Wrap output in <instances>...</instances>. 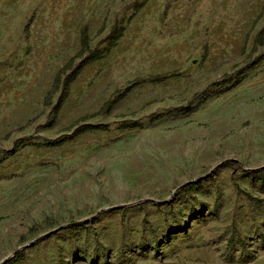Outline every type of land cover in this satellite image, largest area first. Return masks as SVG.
Masks as SVG:
<instances>
[{
    "label": "rangeland",
    "instance_id": "rangeland-1",
    "mask_svg": "<svg viewBox=\"0 0 264 264\" xmlns=\"http://www.w3.org/2000/svg\"><path fill=\"white\" fill-rule=\"evenodd\" d=\"M141 1L0 0V264H264V0H148L43 105L81 27Z\"/></svg>",
    "mask_w": 264,
    "mask_h": 264
},
{
    "label": "trees",
    "instance_id": "trees-1",
    "mask_svg": "<svg viewBox=\"0 0 264 264\" xmlns=\"http://www.w3.org/2000/svg\"><path fill=\"white\" fill-rule=\"evenodd\" d=\"M148 0H142L139 3H134L131 6V14L128 17L121 18L120 20L114 21L110 27L108 28L106 33L104 31V22L101 27L97 31V35H102L100 40L95 46L90 45V39L88 36V30L86 26L81 27L79 31V49L78 51L68 60L66 61L62 67H60L53 77L52 84L47 91L46 95L43 99V105L46 107H51L53 110V114H56L60 107L64 104L66 99L68 98L70 87L72 83L76 80L82 70L88 65L100 61L107 57L110 51L116 46L118 40L123 36L124 31L131 20L136 16V14L145 6ZM168 10V6H165L164 13ZM263 10V9H262ZM262 10L259 12L258 16L254 19L252 26L258 21L262 14ZM28 29V25L26 27V31ZM254 50L258 48H264V40H263V31L259 30L256 32L254 36ZM206 50V48H205ZM264 59V54L257 58L256 61L252 63V65ZM251 65V66H252ZM178 76L177 72H171L167 74L161 75H151L148 77L140 78L135 80L130 87H128L123 94L121 95H113L110 99H108L103 106L100 108L97 114H106L112 108V106L120 100L124 95H126L131 88L142 84L144 82H152V83H161L171 77ZM237 83L233 84V87ZM56 98V104H54V99ZM107 128L104 126H90L84 125L79 130L76 131V134H81L85 132L92 131H103ZM60 143H48L45 146L52 147L57 146ZM21 146H25L23 143H20ZM256 179L260 184L264 185V167L261 168L259 173L256 175ZM22 260V257H18L17 261Z\"/></svg>",
    "mask_w": 264,
    "mask_h": 264
}]
</instances>
